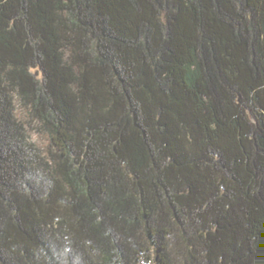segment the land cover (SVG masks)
I'll list each match as a JSON object with an SVG mask.
<instances>
[{"label": "trees", "instance_id": "1", "mask_svg": "<svg viewBox=\"0 0 264 264\" xmlns=\"http://www.w3.org/2000/svg\"><path fill=\"white\" fill-rule=\"evenodd\" d=\"M0 264H264V0H0Z\"/></svg>", "mask_w": 264, "mask_h": 264}]
</instances>
